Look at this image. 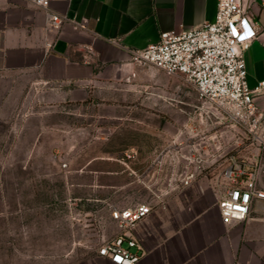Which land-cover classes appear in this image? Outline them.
Returning <instances> with one entry per match:
<instances>
[{"label":"rangeland","instance_id":"374dc122","mask_svg":"<svg viewBox=\"0 0 264 264\" xmlns=\"http://www.w3.org/2000/svg\"><path fill=\"white\" fill-rule=\"evenodd\" d=\"M99 72L76 101L35 74L0 79V264H108L97 250L120 232L114 210L213 212L231 158L264 160L183 77Z\"/></svg>","mask_w":264,"mask_h":264},{"label":"crops","instance_id":"0c3cea01","mask_svg":"<svg viewBox=\"0 0 264 264\" xmlns=\"http://www.w3.org/2000/svg\"><path fill=\"white\" fill-rule=\"evenodd\" d=\"M218 3L52 0L53 12L79 23L56 30L49 13L29 0H0V79L35 74L40 83L65 86L64 96L72 101L86 98L85 87L98 76L100 68L142 71L146 83L152 85V67L137 66L129 51L159 42L163 32L203 27L215 19ZM242 3L257 30V37L243 53L248 83L254 88L264 79V0ZM155 81L161 86L169 84ZM257 103L264 111V95ZM132 235L144 250L137 264H264V199L253 203L246 221L229 226L222 223L217 205L213 212L205 207L196 212L191 207L176 211L153 207Z\"/></svg>","mask_w":264,"mask_h":264},{"label":"built area","instance_id":"2783aa9c","mask_svg":"<svg viewBox=\"0 0 264 264\" xmlns=\"http://www.w3.org/2000/svg\"><path fill=\"white\" fill-rule=\"evenodd\" d=\"M29 1L49 13L54 29L79 26L68 15L53 12L52 0ZM256 37L255 23L242 0H219L212 22L198 29L163 32L159 42L129 52L136 64L183 77L203 103L223 110L241 124L251 144L264 152V111L257 103L264 95V79L250 87L243 55ZM263 178L264 160L231 158L216 188V205L224 225L249 218L253 203L264 199ZM152 211L153 207L145 203L114 210L112 217L120 232L100 246L97 255L113 264H137L144 250L132 232Z\"/></svg>","mask_w":264,"mask_h":264}]
</instances>
